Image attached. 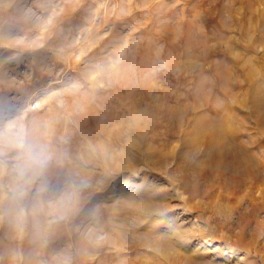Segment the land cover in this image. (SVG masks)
<instances>
[{
    "label": "rangeland",
    "instance_id": "rangeland-1",
    "mask_svg": "<svg viewBox=\"0 0 264 264\" xmlns=\"http://www.w3.org/2000/svg\"><path fill=\"white\" fill-rule=\"evenodd\" d=\"M0 264H264V0H0Z\"/></svg>",
    "mask_w": 264,
    "mask_h": 264
},
{
    "label": "bare ground",
    "instance_id": "bare-ground-1",
    "mask_svg": "<svg viewBox=\"0 0 264 264\" xmlns=\"http://www.w3.org/2000/svg\"><path fill=\"white\" fill-rule=\"evenodd\" d=\"M250 168L251 167H248L247 169H246V171L243 173V175L244 174H246V175H248L249 177H252V178H257V176H256V174H254V172H252L251 170H250ZM232 180H237L238 182H241V183H243V178L241 177V176H238V177H234V176H230V175H226V178H225V180H224V182H222L225 186H228L229 184H231L230 182L232 181ZM253 184H255V183H257V182H259V183H261V181L260 180H250Z\"/></svg>",
    "mask_w": 264,
    "mask_h": 264
}]
</instances>
